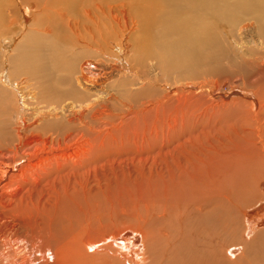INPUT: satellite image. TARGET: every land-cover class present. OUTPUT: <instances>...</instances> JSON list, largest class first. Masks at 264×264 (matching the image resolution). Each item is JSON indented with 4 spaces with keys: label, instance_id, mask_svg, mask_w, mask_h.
Returning a JSON list of instances; mask_svg holds the SVG:
<instances>
[{
    "label": "bare ground",
    "instance_id": "bare-ground-1",
    "mask_svg": "<svg viewBox=\"0 0 264 264\" xmlns=\"http://www.w3.org/2000/svg\"><path fill=\"white\" fill-rule=\"evenodd\" d=\"M224 2L226 0H0V48L6 49L0 51L3 58L0 61V174L3 176L0 185L14 186L12 183L19 174V179L28 173L39 172L46 177L51 173L47 158L59 152L68 160H72L76 152L81 153H77L76 161L69 167L92 162L96 157V145H105L114 130L121 133L128 124L129 115L139 111L137 100L143 97L142 90L147 88L150 92L152 86L159 87L163 79L159 72L161 68L181 72L179 80L184 82L185 76L197 73L207 58L211 61L222 59V54H217L223 51L217 28L219 22L222 21L220 26L228 30L222 40L235 42L242 55H251L250 49L264 50V19H260L264 16V0H232L228 9H222ZM20 13L22 19L28 17L43 28L31 30L29 36L25 31V35L22 34L24 40L18 47L21 53L14 56L10 48L14 39L9 34L17 35L14 26ZM236 16H251L263 21L258 37L252 36L249 42L231 39L230 27ZM245 17L244 24L237 29L240 35L249 29L256 30L251 26L252 20ZM115 26L118 29L115 30ZM116 33L128 36L113 44L124 54L120 56L123 67L113 62L105 66L109 71L103 73L98 69L102 63L97 62V67L94 63L99 56H109L105 51L106 42L115 38ZM208 53L211 54L205 57ZM118 55L113 54V57L116 59ZM261 59L258 57L255 62ZM126 71L129 78L125 77ZM117 77L121 78L119 82L115 81ZM168 82L173 86L180 83L175 79ZM165 84L172 88L169 83ZM133 86L137 90H133ZM129 91L132 92L128 96ZM255 98L253 96L254 102ZM260 115L255 112L243 130L244 135L239 134L245 142L242 145L234 146L233 142L229 145L225 141L231 136L227 135L219 142L215 139L216 145L211 140L210 146L199 150L193 158L174 162V173H170V167L158 170L159 175L169 176L168 187L164 188L163 195L151 194L158 201L164 200L170 213L180 212V219L182 212L187 215L189 211V223L203 222L204 255H213L205 264H241L250 247L255 252H250L248 264H264V241L254 247L253 223L247 224L245 231L253 236L248 245L243 239L235 240L232 246L228 245L227 251L232 252L227 256L218 244L212 245L213 240L220 242L227 236L239 234V230L236 232L239 229L236 227L237 211L244 209L243 204L244 210L250 206L244 202L247 197L254 203L252 195L259 186L264 191V117ZM29 134L42 138L34 148L23 143V137ZM54 159L55 162L61 160L57 155ZM194 160H199L198 166L193 164ZM197 175L205 181L202 184L204 191L208 187L214 192H199L198 196L179 184L185 176H190L193 182ZM72 179L69 180L73 181L70 187L74 194L82 188V183ZM41 189L38 187L37 193H47L44 201H39L32 209L24 207L32 199L17 204L14 197L0 192V264H119L109 256V252L114 253L111 248L107 254L92 251L90 255L81 245L75 244L78 234L73 228H68L71 233L66 229V223L55 225L56 219L51 220V212L60 206L61 192L50 194L46 189L39 191ZM176 190L186 192H174ZM261 196L264 200V194ZM262 204L254 208L260 205L263 211ZM62 212L70 218L71 214L65 213L66 210ZM66 232L73 235L71 240L75 241H71ZM185 242L184 246L192 244L193 247L199 243ZM116 245L122 250L127 247L121 241ZM121 257L128 260L127 263H133L129 254Z\"/></svg>",
    "mask_w": 264,
    "mask_h": 264
},
{
    "label": "rangeland",
    "instance_id": "rangeland-1",
    "mask_svg": "<svg viewBox=\"0 0 264 264\" xmlns=\"http://www.w3.org/2000/svg\"><path fill=\"white\" fill-rule=\"evenodd\" d=\"M231 1L226 0L222 9H228ZM20 14L17 16L18 22L14 26L17 35L14 36L15 33L9 34L14 39L10 47L14 56L21 53V48L18 49V47L24 40L23 36L26 32L29 36L31 30L43 28L35 25V21L28 17L22 19V14L21 16ZM244 17H234L230 27L233 34L231 39L249 42L252 36H257V32L260 31L264 20L257 21L259 19L256 20L248 16L245 18L252 20L250 23L256 29L255 32L249 29L246 34H238L237 29L244 24ZM260 19H264V16ZM222 24V21L219 22L217 28H219L220 36L224 39L228 35V30L224 26H220ZM116 29H118L117 26H115ZM126 35L116 33L115 38L111 37L106 42L107 47H105L109 56L107 58L99 56L95 60L96 67L99 65L97 62L102 63L98 69H102L103 73L109 71L105 66L111 65L113 62L123 67V60L120 56L124 54L114 48V45L122 39L126 40L128 38ZM259 37L261 38V34ZM222 38L223 51L217 53L222 54V59L220 57L219 60L211 61L207 58L204 65L198 68L197 73H192V77L185 76L184 82L179 80V77L182 76L181 72L174 70L169 72L166 68H161L159 72L163 79L159 83V87L157 86L155 89V86H152L150 92L144 88L142 94L140 93L143 97L137 100L140 103L138 105L139 111L134 112L137 117L135 118L134 114H130L128 124L121 133L118 134L114 130L109 134L110 139H106L105 145H100L101 147L96 145V157L92 162L82 164V166L76 165L74 169L69 165L76 161L75 156L80 152H76L72 156V160H68L59 152L55 154L61 159L58 162L54 161L56 160L54 159L55 155L50 156V158H47L46 155L45 157L50 159L48 166L51 173L46 177L41 176L40 172L38 174L28 173L23 179H19V174L17 175L18 179L12 183L14 186L4 187V183H1V194H6L12 199L14 197L17 204L32 199V202L24 205V207L30 206L32 209V206L39 201H44V194H47H38V187L42 188L39 191L44 192L46 189V192H50V194H52L51 192H61L59 194L62 197H60V206H56L57 209L51 212V220L56 219L55 225L62 226L66 223V229L73 228V232L78 234L75 244L81 245L84 252L90 255L92 251L107 254L111 248L114 253L109 252L110 254H108L112 259H116L119 264H124V262L130 264L127 263L128 260L121 257L124 254H129L133 261L131 264H205L206 259H212L209 256L212 257L213 255H209L210 253L204 255L205 227L203 222H196L197 220H195L189 223L188 220L191 218L188 217L189 211L187 215L182 212L183 215L180 219V212L173 211L170 213V208L164 203V200H156L151 192L163 195L162 192H165V187H168L170 178L159 175V168L170 167V173L172 171L174 173L176 169L174 162L180 163L184 162L186 158H193V155H197L199 150L204 149L209 143L211 144V140H214L216 145L227 135L231 137L230 140L225 141L226 143L230 145L233 142L231 144L234 146L236 144L242 145L245 142L239 137V134L243 133L247 122L250 121L255 112H259L261 118L264 117V50L262 48L250 49L249 52H252L251 55L253 56L242 55L235 42L227 39L223 41ZM135 40L136 36L131 41V47L134 46ZM5 41L7 42L8 39ZM5 50L4 47L0 48L2 52ZM212 50L210 49L209 52ZM118 53L120 54L118 55ZM113 54H117L118 59H115ZM210 54H205V57ZM0 57L1 61L3 58ZM258 57H262V59L256 63L255 60ZM125 75L128 77L127 71ZM120 77L115 78V81L119 82L122 78ZM171 79L180 83H174L176 86H173L172 82H168ZM166 82L172 88L169 85L165 87ZM132 89L137 90L135 86ZM131 92H128V96ZM253 96L256 97L255 102ZM112 113L117 114L118 112ZM40 139L42 138L37 135L29 134L23 137V143L34 148ZM208 139L210 142L206 141ZM88 149L89 147H87ZM97 151L99 154L96 153ZM193 164L198 166L199 160H194ZM199 176L197 175V179ZM2 177L0 174V179ZM70 178L79 179L83 189L80 188L73 194L70 187V183L72 184L73 181H70ZM184 179L183 183L179 182V184L187 187L188 192H194L198 196H200L199 192H214L210 191L207 186L204 191L202 184L205 181L201 176L198 179L200 182L197 179L191 182L190 176H185ZM260 189H262L261 186L252 195L254 203L247 197L244 202L250 206L244 210L243 204L241 207L244 209L237 211L236 227L239 229H236V232L239 230V234L233 235V237L227 236L220 242L212 241V245L218 244L220 249H223L224 256L232 252L231 250L227 251V247L228 245L232 246L231 244L235 243V240L243 239L248 245L253 237L245 232L249 223H253L252 225L255 227V235L252 240L254 247L259 245L260 241H264V238L261 237L264 236V214L262 213L264 210L262 211L261 208L263 207L260 205L254 208L259 203L264 205V200L261 199L264 191ZM66 190L69 192L68 194L64 193ZM75 192L79 193L76 194ZM174 192L186 191L176 190ZM185 201L188 204L186 199ZM65 210V213L71 214L70 218L63 215L62 211ZM165 210L167 211L166 215ZM47 212L48 210L45 213L47 214ZM184 215L186 216L184 217ZM48 221L51 223L50 220ZM68 230L72 233L71 229ZM66 234L68 233L66 232ZM166 235L167 237H165ZM69 236L71 240L73 235L70 234ZM135 238H137L136 242ZM255 240H257L256 245ZM71 241L75 240L72 239ZM120 241L127 246L123 250L121 246L116 245ZM185 241L199 243L194 247L192 244L184 246ZM256 249L258 250V247ZM182 250L183 252H181ZM254 250L250 247L247 252L245 251V257L241 264H248V261H251L249 257L255 252ZM209 251L211 252V250ZM122 252L124 254H121ZM178 252L179 254H177Z\"/></svg>",
    "mask_w": 264,
    "mask_h": 264
}]
</instances>
